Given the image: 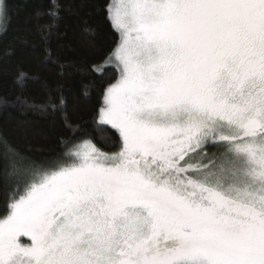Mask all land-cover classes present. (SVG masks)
Instances as JSON below:
<instances>
[{
  "label": "snow or ice",
  "instance_id": "1",
  "mask_svg": "<svg viewBox=\"0 0 264 264\" xmlns=\"http://www.w3.org/2000/svg\"><path fill=\"white\" fill-rule=\"evenodd\" d=\"M112 8L98 119L117 150L0 155L15 180L0 264H264V0Z\"/></svg>",
  "mask_w": 264,
  "mask_h": 264
},
{
  "label": "trees",
  "instance_id": "2",
  "mask_svg": "<svg viewBox=\"0 0 264 264\" xmlns=\"http://www.w3.org/2000/svg\"><path fill=\"white\" fill-rule=\"evenodd\" d=\"M55 2L58 20L48 14L53 0H2L0 155L13 150L22 167L55 161L86 140L117 150L115 130L98 119L103 90L117 75L109 63L119 39L111 0ZM7 171L0 158V219L15 186Z\"/></svg>",
  "mask_w": 264,
  "mask_h": 264
},
{
  "label": "rangeland",
  "instance_id": "3",
  "mask_svg": "<svg viewBox=\"0 0 264 264\" xmlns=\"http://www.w3.org/2000/svg\"><path fill=\"white\" fill-rule=\"evenodd\" d=\"M119 2V0H111L110 5L113 6L112 11H114V6ZM0 4H2V0H0ZM109 16H110V11H109ZM111 20V19H110ZM112 23V21H111ZM113 25V24H112ZM109 126V125H108ZM111 127V126H110ZM83 143L79 144L82 145ZM210 149V148H209ZM210 153L214 151V149L212 148L211 150H208ZM23 240H27V238H22Z\"/></svg>",
  "mask_w": 264,
  "mask_h": 264
}]
</instances>
